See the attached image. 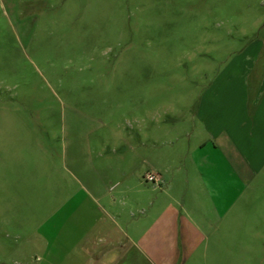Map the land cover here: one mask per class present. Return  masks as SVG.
Instances as JSON below:
<instances>
[{
    "label": "rangeland",
    "instance_id": "rangeland-1",
    "mask_svg": "<svg viewBox=\"0 0 264 264\" xmlns=\"http://www.w3.org/2000/svg\"><path fill=\"white\" fill-rule=\"evenodd\" d=\"M263 30L264 0H0V264H46L39 231L48 242L54 213L85 190L145 202L168 189L133 161L132 100L151 99L143 131L172 153L188 143L178 126L210 67L226 60L214 50L227 33L236 50L241 33ZM236 188L228 214L212 217L228 227L231 256L210 261L206 247L179 264H264V184Z\"/></svg>",
    "mask_w": 264,
    "mask_h": 264
},
{
    "label": "crops",
    "instance_id": "crops-1",
    "mask_svg": "<svg viewBox=\"0 0 264 264\" xmlns=\"http://www.w3.org/2000/svg\"><path fill=\"white\" fill-rule=\"evenodd\" d=\"M240 37L245 40L241 48L234 49L237 37L230 32L226 50H214L226 60L210 67L215 75L192 114L178 126L183 141L188 140L185 146L172 153L166 145L156 148L153 134L143 131L153 120L151 99L132 100L133 123L140 128L133 161L150 164L168 189L161 188L145 202L137 195L111 194L99 187L83 191L75 207L54 213L59 218L53 216L48 242L39 231V246L45 248L40 261L179 264L189 261L195 249L206 254V247L210 261L219 255L228 260V227L217 225L212 217L228 214L235 193H240L235 185L264 184V30L252 38L246 32ZM177 154L181 161L170 168ZM171 179L181 185L176 195L169 192Z\"/></svg>",
    "mask_w": 264,
    "mask_h": 264
},
{
    "label": "built area",
    "instance_id": "built-area-1",
    "mask_svg": "<svg viewBox=\"0 0 264 264\" xmlns=\"http://www.w3.org/2000/svg\"><path fill=\"white\" fill-rule=\"evenodd\" d=\"M145 180L149 183H154L156 185H159L160 184V179L157 175L155 174H152V173H147L145 175Z\"/></svg>",
    "mask_w": 264,
    "mask_h": 264
}]
</instances>
